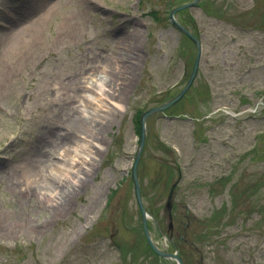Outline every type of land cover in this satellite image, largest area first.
I'll return each instance as SVG.
<instances>
[{"label": "rangeland", "instance_id": "obj_1", "mask_svg": "<svg viewBox=\"0 0 264 264\" xmlns=\"http://www.w3.org/2000/svg\"><path fill=\"white\" fill-rule=\"evenodd\" d=\"M191 1L0 0V35L32 26L0 51V264H176L149 248L132 168L138 116L191 75L197 48L171 21ZM175 18L203 54L186 96L146 122L150 235L185 264H264V0ZM48 180L70 201L47 199Z\"/></svg>", "mask_w": 264, "mask_h": 264}, {"label": "water", "instance_id": "obj_2", "mask_svg": "<svg viewBox=\"0 0 264 264\" xmlns=\"http://www.w3.org/2000/svg\"><path fill=\"white\" fill-rule=\"evenodd\" d=\"M202 0H193L189 3L183 4L179 7H176L175 9H173V11L171 12V21L172 23L182 32L184 33L191 41H193V43L196 45L197 49H198V53H197V57H196V61L194 63L193 66V70L191 73V76L187 82V85L185 86V88L178 94L176 95L174 98H172L171 100L157 106L154 108L149 109L148 111H146L143 115H142V135H141V143H140V150L138 152V155L136 157L135 163L133 165V169H132V175H133V180L135 183V192H136V197H137V201H138V205L140 207L141 210V214H142V222H143V229L146 235V238L151 246V248L153 249V251L161 256V257H171L173 259H175L178 264H184L183 261L181 260V258L177 255V254H170V253H166L161 251L153 242L150 233H149V229H148V224H147V218H148V213L146 211V208L143 204L142 201V196H141V191H140V185H139V179H138V165H139V161L142 155V151H143V147L145 144V137H146V120L148 119V117H150L152 114L154 113H158V112H163L169 108H171L173 105H175L177 102H179L187 93V91L189 90V88L192 86L198 70H199V66H200V61H201V56H202V45L200 42V39H198L195 35H193L192 33H190L183 25H181L175 18V14L187 9V8H192L194 6H196L198 3H200ZM20 23V22H19ZM18 25L15 24V27ZM177 183H175L169 193L168 196V200H167V207L168 209L171 211V207H172V199H173V195H174V190L176 187ZM170 227H172V216H170ZM187 227V226H185Z\"/></svg>", "mask_w": 264, "mask_h": 264}, {"label": "bare ground", "instance_id": "obj_3", "mask_svg": "<svg viewBox=\"0 0 264 264\" xmlns=\"http://www.w3.org/2000/svg\"><path fill=\"white\" fill-rule=\"evenodd\" d=\"M85 2L88 3H95L97 0H84ZM32 26L29 25V21H24L22 23H18L16 27H13L5 32H3L0 35V51H5L6 49L9 48L10 45L17 43L30 29ZM95 83L97 82L100 91L103 90L104 86L102 85L103 82L101 80V77H96L94 80ZM64 150V153H61L62 155H67ZM58 163L53 164V166L59 167L57 165ZM79 165V162L75 163L74 167H77ZM29 178V177H28ZM31 184H33V181H31ZM43 190H45L44 195L47 197V199H50L52 201H59L58 205H65L67 201H70L68 197H62L61 193L58 192L59 186L54 183L53 181H47L44 185L41 186Z\"/></svg>", "mask_w": 264, "mask_h": 264}, {"label": "trees", "instance_id": "obj_4", "mask_svg": "<svg viewBox=\"0 0 264 264\" xmlns=\"http://www.w3.org/2000/svg\"><path fill=\"white\" fill-rule=\"evenodd\" d=\"M140 117L141 116L139 115L137 119V128H138L139 135H141V118Z\"/></svg>", "mask_w": 264, "mask_h": 264}, {"label": "flooded vegetation", "instance_id": "obj_5", "mask_svg": "<svg viewBox=\"0 0 264 264\" xmlns=\"http://www.w3.org/2000/svg\"><path fill=\"white\" fill-rule=\"evenodd\" d=\"M172 235H173V234H172ZM194 247L196 248V251H198L197 246L195 245Z\"/></svg>", "mask_w": 264, "mask_h": 264}]
</instances>
